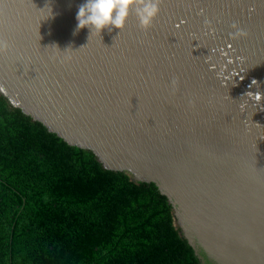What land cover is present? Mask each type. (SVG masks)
I'll return each instance as SVG.
<instances>
[{
	"label": "water",
	"instance_id": "obj_1",
	"mask_svg": "<svg viewBox=\"0 0 264 264\" xmlns=\"http://www.w3.org/2000/svg\"><path fill=\"white\" fill-rule=\"evenodd\" d=\"M85 2L0 0V94L153 183L201 264H264V0H163L147 32L133 12L101 34L76 31Z\"/></svg>",
	"mask_w": 264,
	"mask_h": 264
},
{
	"label": "trees",
	"instance_id": "obj_2",
	"mask_svg": "<svg viewBox=\"0 0 264 264\" xmlns=\"http://www.w3.org/2000/svg\"><path fill=\"white\" fill-rule=\"evenodd\" d=\"M0 180L13 186H0V264H201L153 183L104 169L1 94Z\"/></svg>",
	"mask_w": 264,
	"mask_h": 264
},
{
	"label": "clouds",
	"instance_id": "obj_3",
	"mask_svg": "<svg viewBox=\"0 0 264 264\" xmlns=\"http://www.w3.org/2000/svg\"><path fill=\"white\" fill-rule=\"evenodd\" d=\"M162 3L163 0H86L79 6L76 14L78 21L76 31L84 28H88L90 34L93 32L101 34L105 29L111 32L114 28L121 31L130 14L134 12L140 29L147 32L159 15ZM231 27L235 29V32L230 33L233 39L248 36V32L237 24L233 23ZM8 49V42L0 39V54L6 53ZM178 84V78H173L171 81L173 91L178 90ZM259 99L260 97L257 96V100ZM191 103L193 102L190 101Z\"/></svg>",
	"mask_w": 264,
	"mask_h": 264
}]
</instances>
